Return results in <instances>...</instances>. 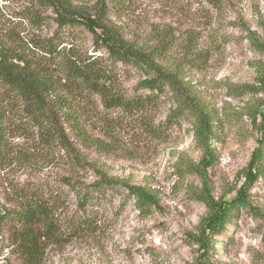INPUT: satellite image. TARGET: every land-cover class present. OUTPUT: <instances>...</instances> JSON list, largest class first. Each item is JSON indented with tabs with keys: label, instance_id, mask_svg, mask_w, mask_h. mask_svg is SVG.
I'll use <instances>...</instances> for the list:
<instances>
[{
	"label": "rangeland",
	"instance_id": "rangeland-1",
	"mask_svg": "<svg viewBox=\"0 0 264 264\" xmlns=\"http://www.w3.org/2000/svg\"><path fill=\"white\" fill-rule=\"evenodd\" d=\"M71 1L90 11L97 3ZM104 1L109 21L129 41L157 52L158 61L168 68L186 70V81L215 116L218 140L212 146L218 160L203 177L205 151L189 120L173 125L162 138L144 126L145 120L154 127L166 120L171 94L137 118L111 115L98 95L68 96L69 151L57 143L45 145L30 126L17 130L15 125L25 123L20 120L21 104L8 95L11 110L6 118L14 128L7 130L6 145L0 149V210L14 208L34 193L54 203L57 219L64 223L78 210V201L62 180L87 185L105 175L147 190L155 201L150 211L142 212L124 187L109 190L87 209L96 230L47 242L39 264H200L206 253L210 264H264V178L251 184L253 206L239 209L228 232H206L207 246L199 241L208 214L201 197L210 193L214 200H232L259 147L261 133L253 116L264 102V91L259 90L264 0H222L219 10H204L196 0ZM31 8L25 0H0V10L16 20ZM43 15L47 24L41 30L25 20L19 25L22 34L50 36L55 14L48 8ZM77 35L75 44L91 50L92 35L81 29ZM203 55H208L206 63ZM118 70L122 88L132 93L144 76L132 67L120 65ZM75 157L82 162L76 164ZM0 264H29L8 227L0 234Z\"/></svg>",
	"mask_w": 264,
	"mask_h": 264
},
{
	"label": "trees",
	"instance_id": "trees-1",
	"mask_svg": "<svg viewBox=\"0 0 264 264\" xmlns=\"http://www.w3.org/2000/svg\"><path fill=\"white\" fill-rule=\"evenodd\" d=\"M25 1L32 8L21 12L19 20L0 10V149L6 145L7 130L14 128L6 118L11 110L8 95H14L21 104L20 120L25 123L15 125L17 130L30 126L45 145L57 143L69 151L72 143L65 127L69 112L68 107H65L68 96L98 95L111 115L117 113L137 118L154 108L161 101V96L171 94L172 107L166 120L158 127L145 120L144 126L149 133L162 138L167 134V129L189 120L195 138L205 151L200 164L204 177L207 168L218 160L212 146L213 140H218V128L213 112L200 102L186 81L185 69L168 68L158 61L155 56L157 52L147 51L129 41L109 21V8L104 0H97L93 11L71 0ZM196 1L204 10L208 7L219 10L222 4V0ZM114 2L119 4L122 0ZM48 8L55 14L53 20L56 28L52 34L24 36L20 31L21 24L28 20L41 30L47 24L43 11ZM79 29L92 35L91 50H84L75 44ZM202 58L206 63L208 55ZM120 65L132 67L144 76L132 93L124 90L119 83ZM259 83V90L264 91V65ZM253 121L261 133L259 147L254 152L246 181L237 195L230 201L214 200L210 193L201 197L208 208L199 239L204 246L209 242L208 237H205L206 232H228V224L232 223L239 209L252 208L248 189L251 184L264 178V102L262 109L253 116ZM75 161L76 164L82 162L79 157H75ZM62 181L75 191L78 201V210L64 223L57 219L54 203H48L34 193L22 197L16 207L0 210V234L3 227H8L11 239L24 253L29 264H39L47 242L60 241L64 236L83 237L94 232L97 224L87 209L100 202L109 190L124 187L136 198L144 213L149 212L155 202L144 188L114 177L102 175L87 185L78 184L68 177ZM257 212L262 215L260 211ZM228 242L230 244L232 240L228 238ZM209 258L206 253L200 264H210Z\"/></svg>",
	"mask_w": 264,
	"mask_h": 264
}]
</instances>
